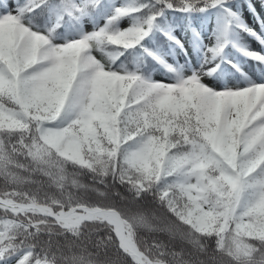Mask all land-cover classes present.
Wrapping results in <instances>:
<instances>
[{
    "label": "snow or ice",
    "instance_id": "1",
    "mask_svg": "<svg viewBox=\"0 0 264 264\" xmlns=\"http://www.w3.org/2000/svg\"><path fill=\"white\" fill-rule=\"evenodd\" d=\"M0 264H264V0H0Z\"/></svg>",
    "mask_w": 264,
    "mask_h": 264
}]
</instances>
